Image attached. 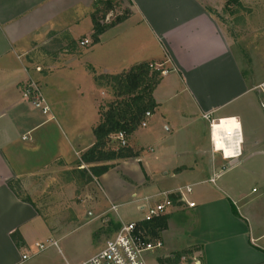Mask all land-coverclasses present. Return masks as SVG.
Here are the masks:
<instances>
[{
    "label": "crops",
    "instance_id": "0c3cea01",
    "mask_svg": "<svg viewBox=\"0 0 264 264\" xmlns=\"http://www.w3.org/2000/svg\"><path fill=\"white\" fill-rule=\"evenodd\" d=\"M95 1L0 0V264H20L27 233L48 228L36 205L44 179L71 163L78 167L95 143L104 88L94 75H118L143 63L167 73L153 94L158 108L149 124L132 135L134 163L122 170L124 178L140 179L133 178L131 202L139 209L165 195L183 198L166 215L161 238L178 226V250L195 249L200 264H264V186L236 191L231 179L235 163L259 160L252 152L259 143L247 145L244 108L250 103L260 110L252 94L264 79L244 76L235 42L216 14L227 0H124L128 17L97 44L81 47L83 39L93 41ZM29 81L40 84L47 114L23 99ZM208 114L213 122L232 118L223 126L241 124L239 158L227 161L213 148ZM259 134L264 127L253 124V138ZM109 176H101L102 183ZM158 177L182 184L160 190ZM213 178L214 188L193 195L196 185ZM107 197L103 192L89 208L103 213V201H114ZM181 216L188 217L186 224H178ZM15 232L23 239L19 246Z\"/></svg>",
    "mask_w": 264,
    "mask_h": 264
},
{
    "label": "rangeland",
    "instance_id": "374dc122",
    "mask_svg": "<svg viewBox=\"0 0 264 264\" xmlns=\"http://www.w3.org/2000/svg\"><path fill=\"white\" fill-rule=\"evenodd\" d=\"M119 3L113 6L109 21L106 22L105 18L103 23H111L127 11L123 5L124 0H120ZM216 14L226 32L235 42L238 62L242 66L244 76L264 79V0H227L221 9L216 10ZM258 88L261 94L256 90L252 97L255 95L257 98L258 95L260 110L258 107L254 109L249 103L247 108H244V110L249 109V113L244 112V118L247 127V145H250L253 140L259 143L252 151L258 153L259 160L249 163L241 161L234 164L236 168L231 171V179L236 191L250 192L254 188L259 190L264 186V134H259L255 138L252 135L253 124L257 128L264 127V85ZM103 92L104 94H99V104L107 109V106L117 101V98L112 95L110 88H104ZM110 145L113 149L119 147L113 140ZM131 145L132 136L128 139V146L125 148V153L130 154V157L100 163L110 167L105 174L109 173L111 176L105 178L103 183L101 176H93L89 168L79 170L77 165L72 163L65 167L62 165L59 176L44 179L42 191L36 197V205L48 228L38 225L27 233L28 244L24 247L20 246V251L21 254L32 255L33 258L25 264H79L92 257L99 249L101 250L122 224L140 221L143 218V212L138 209V205L131 202L130 193L134 187L133 180L139 181V176L132 175V178L125 177V179L124 171L122 172L124 167L131 168L134 163ZM117 171L120 172L123 183L118 181ZM180 184H182L181 181L171 178L158 177L155 179V185L160 190L175 188ZM213 185L210 181L198 184L194 187L193 195H197L205 188H214ZM103 186L105 191H103ZM17 190L20 191L19 188ZM103 192L108 195V200L109 197L114 200L113 203L104 200L103 213L95 208H89L91 204L88 203L96 204ZM161 201L162 199L158 200V202ZM164 217L167 216L153 221L155 228L147 231L151 242L161 241L163 243L161 248L145 254L147 264H159V261L164 264H195L196 259L200 260V257L195 254V249L178 250L183 246L176 240L181 231L178 226L171 227L165 234V241L162 240V227L158 229L157 226ZM180 219L181 222L178 224H186L189 220L185 216H181ZM188 228V226L184 227L183 230L187 231ZM47 239L57 241L58 246L38 252L35 244L44 243ZM171 249L178 251L169 252Z\"/></svg>",
    "mask_w": 264,
    "mask_h": 264
},
{
    "label": "trees",
    "instance_id": "16d2710c",
    "mask_svg": "<svg viewBox=\"0 0 264 264\" xmlns=\"http://www.w3.org/2000/svg\"><path fill=\"white\" fill-rule=\"evenodd\" d=\"M115 2L96 3L93 16L94 32L92 34L93 44L99 42V37L112 26L123 22L129 15L124 11L111 23H103V19L113 10ZM119 4V3H117ZM227 9V7H226ZM95 73V72H94ZM94 80L99 88H110L112 95L117 101L109 104L106 108L99 107L100 121L93 130L95 137L94 145L81 154L78 167L83 164L88 166V170L95 177H100L110 169L108 165L100 163L124 159L131 155L125 153V148L113 149L110 143L113 137L123 132L129 139L139 128L147 112H154L158 104L154 99V92L162 81V70L151 69L149 63H143L132 67L129 71L118 75H94ZM84 170V169H83ZM10 188L20 187L18 183H11ZM21 190L16 193L24 202L31 204L30 199L22 194ZM171 199L176 203L179 198L171 195ZM237 214L236 209H234ZM167 218L164 217L157 226L162 230L166 228ZM147 231L155 228L154 223L144 224ZM13 240L18 244L23 243V239L18 232L12 235ZM159 264H164L159 261Z\"/></svg>",
    "mask_w": 264,
    "mask_h": 264
},
{
    "label": "built area",
    "instance_id": "2783aa9c",
    "mask_svg": "<svg viewBox=\"0 0 264 264\" xmlns=\"http://www.w3.org/2000/svg\"><path fill=\"white\" fill-rule=\"evenodd\" d=\"M95 2H115L117 4L120 2V0H96ZM110 13L106 16V22L109 21L113 11ZM92 44L93 42L89 39H83L80 41L81 47H90ZM150 68L160 70V67L155 64H150ZM166 73L167 71L162 70V75H165ZM22 96L26 102L32 105V107L42 111L44 114L49 112V107L46 103L42 88L37 82H26L22 88ZM211 116L212 114L204 115V119L210 122L213 148L221 152L227 161H232L239 158V156H241L242 139L240 142L239 140H237V142H231L226 138V136L224 138L223 134L216 137L214 135V128L218 122H221L222 120L213 122ZM151 117L152 112H147L140 127H147L148 121ZM24 139L26 140V137ZM113 140L117 142L118 146L121 148H126L128 146V138L123 132L116 134L113 137ZM219 143H224L228 150L232 152L229 157L225 154L224 149H218L217 146ZM211 182L214 184L215 179L213 178ZM187 192L191 193V190L187 189ZM164 197L165 198H163L161 202H155L156 204L140 206L139 210L143 212L142 220L122 224L113 238L107 240L101 250L79 264H147L145 254L155 249L161 248L163 243L161 241H156L154 243L151 242L144 224H150L153 221L167 215L176 204L168 195H165ZM183 201V198H179L178 202L182 203ZM187 205L189 208L195 207V203H187ZM57 246V241L49 239L44 243H37L35 245V249L38 252H42L49 247ZM31 258L32 255L29 256L27 254H23L20 264L26 263ZM195 264H200L199 260L196 259Z\"/></svg>",
    "mask_w": 264,
    "mask_h": 264
},
{
    "label": "bare ground",
    "instance_id": "6f19581e",
    "mask_svg": "<svg viewBox=\"0 0 264 264\" xmlns=\"http://www.w3.org/2000/svg\"><path fill=\"white\" fill-rule=\"evenodd\" d=\"M231 119L232 118L222 119L221 122H218V124L214 128V135L217 137V136L223 134L224 138L226 136V138L231 142H234V141L237 142V140H239V142H240L242 139V131H241V127L239 126V125H241L240 123H239V125H236V124L230 125V126H223L222 125L223 121L227 122ZM217 147H218V149H224L225 154L228 157L232 153L228 150V148L225 146L224 143H219Z\"/></svg>",
    "mask_w": 264,
    "mask_h": 264
}]
</instances>
